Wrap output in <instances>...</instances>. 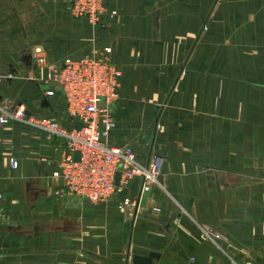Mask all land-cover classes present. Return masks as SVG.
Listing matches in <instances>:
<instances>
[{
	"label": "crops",
	"instance_id": "obj_1",
	"mask_svg": "<svg viewBox=\"0 0 264 264\" xmlns=\"http://www.w3.org/2000/svg\"><path fill=\"white\" fill-rule=\"evenodd\" d=\"M65 16L51 0H0V101L77 126L59 93L45 95L55 84L32 51L59 61L111 47L122 76L110 140L144 164L160 156L168 172L147 191L133 179L118 194L138 208L95 211L52 176L62 139L2 127L1 211H18L26 227L50 221L33 228L38 258L24 264H131L151 251L152 264H264V0H108L104 29L59 24Z\"/></svg>",
	"mask_w": 264,
	"mask_h": 264
},
{
	"label": "built area",
	"instance_id": "obj_2",
	"mask_svg": "<svg viewBox=\"0 0 264 264\" xmlns=\"http://www.w3.org/2000/svg\"><path fill=\"white\" fill-rule=\"evenodd\" d=\"M63 1L72 17L88 21L93 27L101 26L107 14V0ZM32 58L42 73L47 71L45 84H55L45 90V95L59 93L65 104L64 115L78 125L67 128L57 119L31 113L24 104L6 99L0 101V129L11 122L23 123L62 139L60 158L52 172L54 178L63 182L62 193L96 205L121 193L133 179L141 181V192L158 182L161 160L155 158L144 164L131 145L110 140L118 125L114 107L120 99L122 76L111 47L68 55L58 62L49 61L37 48L32 51ZM10 166H18L14 157H10ZM118 172L119 184L115 185ZM3 199L0 191V201ZM117 205L125 208L138 203L122 197ZM214 237L220 235L214 233Z\"/></svg>",
	"mask_w": 264,
	"mask_h": 264
},
{
	"label": "rangeland",
	"instance_id": "obj_3",
	"mask_svg": "<svg viewBox=\"0 0 264 264\" xmlns=\"http://www.w3.org/2000/svg\"><path fill=\"white\" fill-rule=\"evenodd\" d=\"M51 1L54 4L60 5V7H62V9H67V6L64 5L63 0H51ZM63 19L64 20L57 19L59 21V24L62 23V24L66 25V23L67 22L70 23L71 20L79 21V19L72 17V15L69 12H68L67 18L65 16ZM80 20H82V19H80ZM95 28L96 29H104V28H106V25L103 23V25H101L100 28H98V27H95ZM81 53H85V52H81ZM49 61H52V60H49ZM52 62H58V61H52ZM0 80H1V77H0ZM0 91H1V89H0ZM116 109H118V101L114 107L115 115L117 114ZM20 126H25L28 128H33V129L39 130L38 128L31 127V126L23 124V123L20 124ZM40 131H42V130H40ZM8 146L11 149H14V151H16V152L19 149L16 145L11 144V143ZM16 154H19V151ZM117 200H118V195H114L112 198L108 199L107 201L99 202L98 204L93 205L91 207L94 210L96 209L95 211H99V207H102V206H108V208H111V210L114 208L118 210ZM6 201H7V199L5 198V195H4V199L2 201H0V205H2V204L5 205ZM1 210L2 209L0 206V212L3 215V219H0V226H2V228H0V264H24V261H27V262L33 261L34 262V260L36 258H38V256H37L38 253L36 250H34V248H31V247L35 246L37 243H40V240L36 241V239H34V233H33L34 229L33 228H36V225H38V224H46V225H43V227H50V225L48 224L50 221H38V220L36 221L35 219L30 220V221H25V223L28 222L27 224H32V226L26 227V226L22 225L21 223H19V221L16 219V217H15V214H16L15 211L16 210L15 211L12 210V214H9V216H8V214L5 215L4 211H1ZM16 212H18V211H16ZM112 213L113 212H111L110 214H112ZM102 215H104V214H102ZM101 219L102 218L100 217L99 221H95V223H93V225H92V226H96V228L95 227L93 228V233H95V234H98L97 231H102L101 228H104V226H105ZM28 229H31V230H28ZM32 233H33V236H32ZM19 234H27V235L31 234V235L25 236V235H19ZM24 251H26V253ZM104 259H106L107 261H111V262H115L114 260H117L116 263H118L117 257L116 258L111 257V259L110 258H104ZM28 264H33V263H28Z\"/></svg>",
	"mask_w": 264,
	"mask_h": 264
},
{
	"label": "water",
	"instance_id": "obj_4",
	"mask_svg": "<svg viewBox=\"0 0 264 264\" xmlns=\"http://www.w3.org/2000/svg\"><path fill=\"white\" fill-rule=\"evenodd\" d=\"M100 107H104V103L99 104ZM79 155L75 154V159H78ZM156 160H161V167H160V173L166 174L168 172V164L166 161H162L160 156L156 157ZM120 179V173H116L115 176V185L119 184ZM135 208H138V205L135 206ZM160 254L154 251L149 252L147 255H139V254H133L131 256V264H152L153 260L159 259Z\"/></svg>",
	"mask_w": 264,
	"mask_h": 264
}]
</instances>
